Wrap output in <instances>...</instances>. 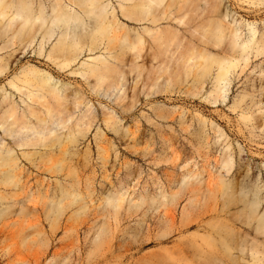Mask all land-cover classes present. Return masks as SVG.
Listing matches in <instances>:
<instances>
[{
  "label": "rangeland",
  "instance_id": "1",
  "mask_svg": "<svg viewBox=\"0 0 264 264\" xmlns=\"http://www.w3.org/2000/svg\"><path fill=\"white\" fill-rule=\"evenodd\" d=\"M44 1L51 10L56 0ZM219 1L226 21L240 26L244 36L249 24L264 21L259 0ZM108 2L109 14L114 10L120 23L144 26L124 17L120 3L127 1ZM195 3L197 9L187 17L198 15L195 26L176 21L181 52L192 46L188 40L199 42L195 30L208 3ZM254 8L262 14L248 17L243 11ZM83 18L85 24L76 30L87 36L94 23ZM12 34L0 28L1 57L18 48ZM60 34L57 29L43 54L39 41L25 54L16 53L18 61L0 75V123L15 129L12 136L0 127V264H196L213 260L210 250L217 244L221 249V239L233 243L245 228L264 223V214L255 216L264 203V95L252 86L264 57L250 58L234 86L231 74L217 101L210 92L218 68L203 87H194L179 59L156 72L150 61L139 59L135 65L128 52L112 59L123 84L107 89L105 83L95 86L81 64L111 55L106 39L87 42L75 62L60 68L45 55ZM109 49L116 53L118 47ZM29 67L48 72L60 96H40L35 78L25 80ZM11 105L18 112L15 124L5 112ZM46 106L70 114L59 132L75 140L63 146L54 138L48 145H18L33 135L29 128L39 129ZM49 126L43 123V129ZM8 148L18 158L17 183L7 179L8 167L1 164ZM115 192L125 197L119 207L107 202Z\"/></svg>",
  "mask_w": 264,
  "mask_h": 264
},
{
  "label": "bare ground",
  "instance_id": "2",
  "mask_svg": "<svg viewBox=\"0 0 264 264\" xmlns=\"http://www.w3.org/2000/svg\"><path fill=\"white\" fill-rule=\"evenodd\" d=\"M66 1L67 3L65 0H56L52 9L49 10L44 0H0V28L5 31L12 29V44L18 45V48L10 51L7 57L0 56V75L14 61H18V54H25L26 47L36 41H39L40 45L39 54H43L46 43L57 29H61L60 37L45 55L60 68H67L75 62L82 54L87 42L91 45L101 44L106 39L105 49L111 55L90 57L92 62L83 60L81 64L84 66L82 73L95 78V86L105 83L107 89L121 82V76H118L119 69L112 59H118L120 55L128 52V60L135 65L139 59L150 61L156 67V72L167 71L170 62L179 59L187 74H192L194 87H203L208 75L218 68L214 89L210 92L214 94L217 101L228 83L232 82L229 78L231 74L235 75L232 79L234 86L235 79L239 78L250 64V58L264 57V21L257 26L249 24L248 35L244 36L240 26L232 21H226L227 12L225 13L219 0H205L208 6L204 8L205 14L197 23L198 28L195 30L199 35V42L188 40L192 46L184 52L180 51L183 38L176 29V21L187 24L189 28L195 26L198 15L193 19L187 18L197 9L195 0H123L128 2L125 5L120 3L124 17H128V21L134 24L143 23L142 28L136 25L127 27L120 23L114 10L109 14L107 9L109 2L105 3V0ZM259 2L264 4V0ZM243 11L248 17H258L262 14L258 8ZM84 15L89 17L91 23H94L90 29L87 28V36L76 30V27L85 24ZM234 21L236 22L235 19ZM117 29H124V32L118 33ZM73 31L74 34L70 35ZM116 41H121V44H116ZM110 45L118 47L116 53L109 49ZM212 51L217 54L214 55ZM30 71H33L35 76ZM24 74L27 82L35 78L38 90L41 91L40 96L46 94L60 96V88L51 82L52 76L48 72L41 73L37 67H29L24 69ZM153 77L151 75V78ZM258 79L259 81L256 80L252 86L264 95V67H261ZM10 84L19 89L18 84L13 80H10ZM8 99V95L3 96L4 102ZM46 110L47 112L39 119V129L29 128L34 130L33 135L22 137L17 141L18 145H48V142L54 138L58 140L60 146H63L62 142L75 140L72 135H61L62 133L59 132L61 128L68 126L70 114H65L63 110L53 112V106H46ZM5 112L8 119H13V124L17 123L19 118L16 106H9ZM47 122L50 126L45 130L43 123L47 124ZM0 127L14 135L15 129H10L5 123H0ZM6 151L7 154L3 156L5 163L1 164L8 167L7 179L17 183L14 170L19 166L18 158L11 148ZM0 157L2 158L1 152ZM223 162L228 165L229 160L226 159ZM61 168L57 165L58 170ZM20 180L21 177L19 182ZM22 185L20 184L21 187ZM124 199L122 193H109L107 202L114 207H119ZM259 204H261L260 201ZM259 214H264V203L255 216ZM243 233L245 235L233 243L227 244L221 239L222 248L219 249L217 244L210 250L214 259L197 261L196 264H264V223L245 228ZM209 245L212 244L209 242ZM216 257L219 263L216 262Z\"/></svg>",
  "mask_w": 264,
  "mask_h": 264
}]
</instances>
